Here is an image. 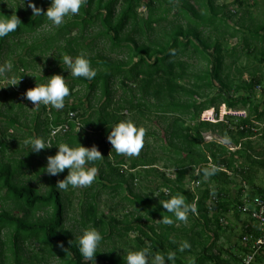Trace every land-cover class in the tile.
Returning <instances> with one entry per match:
<instances>
[{"label":"trees","instance_id":"16d2710c","mask_svg":"<svg viewBox=\"0 0 264 264\" xmlns=\"http://www.w3.org/2000/svg\"><path fill=\"white\" fill-rule=\"evenodd\" d=\"M216 1L84 0L77 14L66 16L61 25L47 33L45 43L39 47L36 56L32 55L35 50L32 47L24 53V58L18 59V64L13 65L11 71L17 74L15 79L19 82L9 86V81L6 86L8 90L1 92L7 97L3 104L8 115L0 112V147L6 148L4 135L7 134L14 142L17 141L16 133L21 130H25L27 137L30 131L33 137H42L51 144L96 145L104 158L88 165L97 167L98 173L94 180L96 186L87 187L81 193L85 198L79 203L82 212L80 222L83 227L91 225L98 229L103 235L101 242H112L114 246L110 252L97 251L95 259L91 261L83 257L78 239L64 228L66 208L61 194L64 189L56 187L58 181L66 177L68 169L54 177L42 175L37 169L40 167L44 171L47 159L36 160V154L27 146L24 158L13 159L14 165L0 166V191L4 190L2 201L10 202L14 208L25 213L19 216L0 210V264H24L26 259L19 254L21 245L29 240L38 243V251L43 253V259L57 258L59 264H124V260L113 250L115 244L122 249L131 233L137 234L135 250L147 245L153 255L157 252L166 255L168 249L179 248L176 242L178 238L172 235L177 231L176 225L181 226L184 221L167 212L160 201L175 195H183L187 203L196 207L194 212H189L187 220L198 217L202 222L198 234L202 240L195 238L190 228L186 239L191 247L176 250V254H189L198 243L201 252L189 264H230V261L221 258L220 250L212 252L216 238L213 227L221 224V219L224 220L218 215L222 212V199L228 194L226 188L230 184L231 173L236 172L241 180L238 196L232 197V211L237 216L240 215L236 207L245 185L250 187L249 191L246 189L249 198L263 193L264 187L255 188L253 181L259 170L264 171V104L260 109L249 106V99H241L242 106L249 107L237 110L238 102L229 99L222 102L223 106L228 110L245 112V118L229 116L225 122L216 123H208L200 118L202 113L210 110L217 115L221 107L215 99L205 100V89H210L213 81L223 85L221 42L226 32L220 28L227 25V6L217 5ZM34 2L46 11L51 0ZM141 6L145 9L142 16L137 12ZM4 14H16L21 24L16 31L0 38V57L10 40L14 43L13 39H18L22 34H35L52 23L46 16H33L27 7V0L24 5L23 0H0V15ZM163 24L167 29L162 27ZM262 30L256 29L251 38L264 39ZM240 34L231 30L229 37L236 38ZM241 39L244 49L247 48V38L244 36ZM49 53L53 57L47 58ZM81 54L90 60L91 67L96 71L95 77H70V93L65 97L64 108L58 110L48 105L47 109L43 104L38 105L48 117L42 121L37 117L31 121L32 129H27V125L20 121L19 115L23 116V113L18 112L22 108L21 100L30 106L35 105L21 92L35 87L36 83H45L47 76L66 70L63 68L66 65L61 62L63 55L75 58ZM25 56H33V60L27 61ZM182 58L202 60L206 70L190 71L188 63ZM42 60L48 61L49 66H45L41 74L32 75L31 64L36 67ZM258 83L253 79L248 87L254 88L259 86ZM77 87L86 91L85 103L68 104L75 97ZM15 106L19 108L9 115ZM69 112L76 113L81 126L77 127L71 122L66 134L50 138V127L66 122ZM126 119L145 129L143 147L135 156L117 153L107 140L110 127ZM148 123H152L154 129H150ZM207 132L234 146L245 140L244 152L241 147L231 151L219 141H205L203 134ZM254 138L262 145L256 152L252 147ZM45 151L55 155L58 148L53 145ZM124 166L126 170H123ZM205 168L214 171L206 176ZM22 169H27L34 177L50 181L47 191L40 193L32 184L17 183L15 177ZM187 178L197 188L188 190L185 183ZM207 181L222 184L227 192H213L206 186ZM139 182L142 188L146 185L148 193L143 196L132 191L134 184ZM97 186L113 194L123 188L127 190V196L122 200L131 206V211L126 212L121 221L110 217L105 223L103 218L98 217L96 201L100 192L96 190ZM211 197L215 201H211ZM45 209H51L47 219L30 220L38 211ZM163 216L171 217L173 223H164L161 220ZM249 231L241 230L238 244H235L240 253L230 256L233 264L240 261L242 253H247L241 238ZM3 234L7 236L11 258L3 259ZM263 263L264 251L256 258V264Z\"/></svg>","mask_w":264,"mask_h":264},{"label":"rangeland","instance_id":"374dc122","mask_svg":"<svg viewBox=\"0 0 264 264\" xmlns=\"http://www.w3.org/2000/svg\"><path fill=\"white\" fill-rule=\"evenodd\" d=\"M7 1V0H4ZM21 4V2H18ZM217 5H226V22L227 25H224L220 28L222 32H226L224 38L221 42L222 44V53L224 56V66L221 71V77L223 85H219L218 83L213 81V84L210 89H205V100L215 99V102L220 103L223 107V103L225 100H236L238 102L237 110H246L249 106H258L260 109L263 107L264 104V39H252L251 37L254 36L253 33L256 29L262 28L261 31L264 34V0H217ZM145 9L141 6L137 12L140 16L143 15ZM57 25L51 23L50 26L46 25L44 28L38 30L35 34L26 35L22 34L18 39L15 38L10 40L8 43V47L4 49L2 52V56L0 57V65L4 64L7 61H10L13 65L18 64V59L24 58V53L34 47L33 56H36L39 53V47L45 43V38L47 33L52 31ZM165 29H167L166 24H163ZM159 29V28H158ZM231 30L239 31L242 34L238 35L236 38H230L229 33ZM247 38L248 47L244 49V41L241 39ZM38 46V47H37ZM32 57H26L25 60H33ZM47 58L53 57L52 54H47ZM182 60L186 61L189 66L190 71L200 72L206 70L205 62L202 60L196 59H186L182 58ZM49 66L48 61L42 60L40 63L37 64L36 67H33L31 64L30 72L32 75L34 74H41L46 67ZM51 70V69H49ZM64 76L65 82L67 85L70 84V77L72 76L71 72L68 70H63L62 72L58 73ZM17 74H13L10 70L6 74H0V112L4 115H8L7 111H5V107L3 104L7 101V97L4 96L1 92L4 90L7 91L6 88L7 83L12 80H16L15 77ZM255 79L259 81L258 85L254 86V88H249L248 85L250 82ZM131 86V84H128ZM11 86V84H9ZM7 89V90H6ZM121 93V92H119ZM85 96L86 91L79 87L76 88L75 97L69 100L68 104H84L85 103ZM241 99L250 100V104L247 107L242 106ZM22 108L18 111L23 113V116L20 114L19 116L20 121L23 125H27V129H32L33 121L39 117V120H44L48 115L46 112H43L41 107H33L26 104L25 101L21 100ZM18 106L14 107V111L9 115H13L14 112L18 109ZM223 111H225L223 109ZM203 114V113H202ZM201 118V116H200ZM32 121V122H31ZM31 126V128L29 127ZM147 126L150 129H154L152 123H148ZM28 130V131H29ZM25 133V130H21L20 132L16 133L17 141L11 140V137L8 135H4L3 140L6 143V148L0 147V166H9L14 165L13 159L19 160L25 157L27 150V146L24 143L26 138H29V134L32 136V132L28 133V137ZM203 138L205 141L209 140H216L227 146L231 151L238 150L240 147L243 149L246 147V141L239 142L241 144L234 146L233 144L222 140L217 135L207 132L203 134ZM1 144V143H0ZM1 146V145H0ZM252 147L253 152H256L262 148L261 143L254 138L252 140ZM251 152V151H250ZM35 153V152H34ZM36 155L34 158L36 160L43 161L47 159V156L51 155L45 149L41 150L39 153H35ZM243 161V159H241ZM240 160V161H241ZM161 167V165H158ZM37 172L42 173V175L47 176V172L43 171L40 167H38ZM172 176V175H171ZM170 176V177H171ZM54 177V176H53ZM230 184L228 186V194L227 191H224L223 185L217 182L207 181L206 186L212 190L213 192L223 191L226 193V198L222 199V212L219 213L218 217H222L224 220L218 226H214L213 230L216 232L215 238V245L212 249V252L216 253L217 251H221L219 254L222 259L230 261V264H233V260L230 257L231 255L236 256L239 255L240 251L235 246L238 244V237L241 233L242 226L244 225L245 217L237 216L233 213L232 207L234 205L233 198L234 196H238L237 192L240 188V178L237 176L236 172L230 174ZM15 181L17 183L23 185H34L40 193H45L50 185V181L43 180L41 177H34L31 172L27 169H22L20 174L16 175ZM254 186L255 188H262L264 187V171L259 170L254 177ZM186 188L188 190H194L197 188V185L192 184L189 178L186 179ZM96 186L93 183L88 186H81V187H68L61 191L63 196V200L65 203L66 208V215L64 216V228L70 233V235L78 239V237L82 234V231L85 228H94L91 225H87L86 227L82 226L80 222V214L82 213L79 209V203L82 199L85 198L81 193L83 189ZM146 186V185H145ZM140 187V182L132 187V191L134 194L145 195L147 194L146 187ZM247 191H249L250 187L245 185L244 186ZM142 188V189H141ZM96 190L100 192V195L96 201L98 206V217L103 218V222L107 223L110 217H113L116 220L121 221L122 216L126 213L131 211V206L122 200V197L127 196V190L123 188L122 191H119L115 194L109 193V190L101 188L99 186L96 187ZM156 195V193H155ZM4 196V190L0 191V210H6L10 214L24 216V212L16 209L13 205L8 202L5 203L2 201V197ZM51 209L40 210L37 212L34 218L30 217L31 221H35L36 219L42 221L47 219L50 216ZM201 224L202 222L199 220L198 217H192L191 220H186L180 226L179 224L176 225V232L172 236H176L178 239L176 240L177 246H180L179 242H183L187 240L188 234L191 232L190 228L193 230V234L195 238L198 240H202L199 237V233L201 232ZM98 228V227H97ZM98 230V229H97ZM135 237L137 234L131 233L127 237L126 245L120 249L115 244V255L119 256L123 259V255L125 251H132L135 250ZM116 236H114V239ZM196 239V240H197ZM1 241L5 242V246L2 247V251H4L3 259L4 258H11L12 255L8 250L9 243H7L8 239L6 234H3L1 237ZM147 243V241H145ZM236 244V245H237ZM113 243H103L101 242L97 248L98 252H110L113 249ZM146 247L150 250L151 248L146 245ZM38 243L35 240H29L28 242L21 245L20 256L26 259L24 264H59L60 262L57 258H50V259H43L41 256L43 253L38 251ZM176 250H180L179 248ZM176 250L168 249V251H174L176 254ZM201 252V247L198 246V243L195 244V247L191 249L189 254H176L175 260L170 261L169 264H189L193 261L194 258L199 255ZM37 257H36V256ZM7 262V260H5ZM95 263V262H94Z\"/></svg>","mask_w":264,"mask_h":264},{"label":"clouds","instance_id":"9594fccd","mask_svg":"<svg viewBox=\"0 0 264 264\" xmlns=\"http://www.w3.org/2000/svg\"><path fill=\"white\" fill-rule=\"evenodd\" d=\"M83 2L84 0H51L50 6L45 11L42 7H38L34 0H27V7L31 9L33 16H46L54 25L59 26L64 22L66 16L77 14ZM24 4L25 0H23ZM20 24L21 20L16 14L0 15V38L16 31ZM61 62L62 65H66V67H62L70 71L74 77L92 79L96 75L95 69L91 67L90 60L83 54L75 58L71 55H63ZM12 69L13 64L7 61L0 65V74H6ZM47 77L45 83H36V86L29 88L24 96L35 105L34 107L44 104L51 105L58 110L63 109L65 97L70 93L64 76L55 74ZM18 82L12 80L10 84L16 85ZM144 135L145 129L143 127H138L134 121L126 119L110 127L107 140L117 153L135 156L140 153L143 147ZM24 143L30 147V151L35 153H39L41 150L50 148L53 145L57 146L58 151L56 154L47 156L44 171L49 175L57 176L68 169L66 177L56 184L58 189H67L69 185L72 187L91 185L96 179L98 168L95 166L89 167L88 165L104 158L96 145L86 147L81 143L69 145L65 142L51 144L42 137L26 138ZM212 171L207 168L204 169L206 176L211 175ZM160 203L167 209V212L173 213L180 221H186L189 212L196 210L195 205L187 203L183 195L171 196L167 200L160 201ZM161 220L167 224L173 223L171 217L163 216ZM102 240L103 235L96 228H85L82 231V234L78 237V245L86 260L95 259L98 253L97 248ZM60 246L63 247V244L61 243ZM189 247H191L190 243L185 240L180 244L179 249L183 251ZM175 255L174 251H169L166 255L159 252L153 255L145 247L139 250L125 251L123 260L124 264H169L170 261L175 260Z\"/></svg>","mask_w":264,"mask_h":264},{"label":"built area","instance_id":"2783aa9c","mask_svg":"<svg viewBox=\"0 0 264 264\" xmlns=\"http://www.w3.org/2000/svg\"><path fill=\"white\" fill-rule=\"evenodd\" d=\"M21 81H23V79H21ZM21 93L24 94L25 92ZM44 106L48 109V105ZM223 109L225 111H223ZM229 116L245 118L246 114L241 111L237 112L228 110L223 106L219 108L217 115L213 110L205 111L201 115V120L208 123L225 122L226 117ZM71 122L77 127L81 126L79 120L76 118V113L69 112L66 122L50 127V138L66 134L69 131V124ZM262 127L264 128V122ZM126 169V166H124L123 170ZM211 201H215V198L211 197ZM236 210L240 216L246 218L243 222L244 225L242 228L244 230L250 229L251 231L244 233L241 238V244L245 247L247 253H242V255H240V261L235 264H256V258L262 251H264V190L262 195L253 196L251 198L248 197L247 191L243 190L239 197V204L237 205ZM220 222L222 223L223 220L221 219Z\"/></svg>","mask_w":264,"mask_h":264},{"label":"water","instance_id":"95a60500","mask_svg":"<svg viewBox=\"0 0 264 264\" xmlns=\"http://www.w3.org/2000/svg\"><path fill=\"white\" fill-rule=\"evenodd\" d=\"M264 264V263H263Z\"/></svg>","mask_w":264,"mask_h":264}]
</instances>
